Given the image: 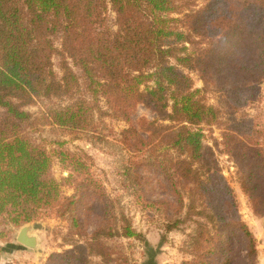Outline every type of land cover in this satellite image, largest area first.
<instances>
[{"label": "trees", "instance_id": "1", "mask_svg": "<svg viewBox=\"0 0 264 264\" xmlns=\"http://www.w3.org/2000/svg\"><path fill=\"white\" fill-rule=\"evenodd\" d=\"M179 1L0 0V241H7L12 230L43 213L64 220L69 234L83 240L71 242L75 251L67 253V264H86L88 249V257L102 259L105 255L96 250L106 240L139 236L118 204L101 194L81 158L59 154L68 174L60 181L53 178L52 158L23 128L30 118L24 108L37 101L47 102L48 124L98 142H106L99 124L105 117L127 122L136 104L149 107L171 123L158 136L159 127L153 129L149 142L154 144L157 137L170 141L169 148L190 161L179 162L176 169L181 177L192 178L197 193L208 196L207 185L191 163L202 158L200 127L216 124L218 114L183 70H196L201 76L215 72L234 80L255 73L264 80V0H205L197 10L189 0L180 1L188 6ZM108 8L114 14L112 25L104 16ZM189 46L196 48L190 51ZM54 56L61 59L60 76L53 69ZM244 87L241 82L231 89L243 91ZM261 133L260 143L239 145L243 158L250 154L260 170L257 176L254 169L242 175L239 184L254 215L258 214L256 199H261H254V193H262L257 182L264 179V127ZM167 162L163 157L156 167L170 179ZM219 179V195L232 209V219L226 220L220 200L216 216L202 211L197 215L213 221L218 217L223 228L241 232L244 261L253 264L256 241L237 212L232 189ZM65 183L72 195L61 191ZM85 192L97 196L102 206L101 220L90 237L78 215L80 194ZM230 245L222 235L214 240L198 224L186 244L193 259L184 264H210L212 257L228 253ZM77 253L80 256L75 259ZM153 257L146 264H154Z\"/></svg>", "mask_w": 264, "mask_h": 264}, {"label": "rangeland", "instance_id": "2", "mask_svg": "<svg viewBox=\"0 0 264 264\" xmlns=\"http://www.w3.org/2000/svg\"><path fill=\"white\" fill-rule=\"evenodd\" d=\"M180 1L179 4L188 6ZM189 1V4L195 5L192 6L195 10L205 3V0ZM104 16L107 24L112 25L114 14L110 8ZM184 25L189 28L187 23ZM189 48L191 51L196 47ZM60 63V57L52 58L57 76H60ZM67 63L71 65L69 60ZM73 69L79 75L77 69ZM183 72L191 79L193 88L202 91L200 96L204 102L211 105L218 114L216 124L200 127L202 158L199 163H191L197 176L205 182L210 192L204 197L201 192L197 193L191 182L192 178L181 177L180 171L176 169L179 162L190 161L170 149V141L167 139L157 137L154 144L149 142L153 129L159 127L158 136L162 127H169L171 123L163 121L143 104H136L130 110L127 122L114 116H107L99 122L100 126H103L100 129L101 136L106 142H98L82 133L48 124L44 113L47 106L45 101H37L24 108L30 118L23 128L52 158L53 178L60 181L68 174L59 163V154L81 158L88 166L92 179L100 187L97 188L101 194L118 204L120 211L130 220L133 230L139 234L138 238L120 237L106 240L102 247L96 250L105 255L102 259L88 257V249L85 254L86 264H146L151 255H154V264H184L193 259L194 254L186 248V244L198 224H202L214 240H218L222 235L224 240L231 243L229 252L212 257L210 264L248 263L244 261L245 241L241 232L231 230L225 225L223 228L218 217L213 221L202 219L197 214L202 211L212 217L216 216L220 200L226 220L232 219V209L219 195L222 188L219 178L222 177L232 189L237 212L246 225L250 217L264 218V179L257 182V187L262 189V193H254V199L261 198L256 199L257 215L252 214L251 202L242 193L239 185L241 176H248L252 169L255 170L256 176L260 173L256 168L257 160L250 154L243 158L239 145L253 141L260 143L262 140L260 136L264 127V80L261 79L262 76L256 77L255 73H249L245 79L238 77L234 80L226 75L217 76L215 72L204 74L203 77L196 70ZM241 82L245 85L243 91L231 89V86L241 85ZM102 106L104 107L103 104ZM2 116L3 111L0 109V118ZM166 152L168 155H165ZM163 157L168 159L170 179L156 167ZM155 158L157 160L153 161ZM250 186H253V183H250ZM61 191L67 196L73 194L68 183L63 184ZM80 197L78 215L85 234L90 237L101 220L102 206L96 201L97 196L89 192L80 194ZM115 210L117 211V208ZM25 226L29 227L28 235L36 239L35 249L23 247L15 241L17 233ZM248 228L251 232L252 227ZM10 241L15 243L11 244ZM72 241L83 242L81 238L69 234L64 220L55 214L43 213L34 222L12 230L10 239L0 241V250L14 249L17 254L14 264H67L66 258H70L67 253L75 251L71 246ZM11 246L12 248L6 249ZM84 247L87 245L84 244ZM79 256L77 253L74 258ZM253 264H256V256Z\"/></svg>", "mask_w": 264, "mask_h": 264}, {"label": "crops", "instance_id": "3", "mask_svg": "<svg viewBox=\"0 0 264 264\" xmlns=\"http://www.w3.org/2000/svg\"><path fill=\"white\" fill-rule=\"evenodd\" d=\"M248 227H252L251 233L256 241V264H264V218L250 217L247 223ZM14 244L15 242L10 241ZM17 243V242H16ZM12 248L8 247L6 249ZM17 259L14 249L0 250V264H14Z\"/></svg>", "mask_w": 264, "mask_h": 264}, {"label": "water", "instance_id": "4", "mask_svg": "<svg viewBox=\"0 0 264 264\" xmlns=\"http://www.w3.org/2000/svg\"><path fill=\"white\" fill-rule=\"evenodd\" d=\"M28 231V226L21 228L16 235L15 241L23 247L35 249L37 244L36 239L33 236H29Z\"/></svg>", "mask_w": 264, "mask_h": 264}]
</instances>
